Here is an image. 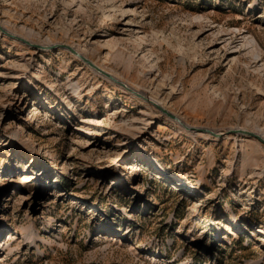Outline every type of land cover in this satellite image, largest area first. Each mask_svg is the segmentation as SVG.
<instances>
[{
  "label": "rangeland",
  "instance_id": "rangeland-1",
  "mask_svg": "<svg viewBox=\"0 0 264 264\" xmlns=\"http://www.w3.org/2000/svg\"><path fill=\"white\" fill-rule=\"evenodd\" d=\"M237 129L264 135V0H0V264H264Z\"/></svg>",
  "mask_w": 264,
  "mask_h": 264
},
{
  "label": "water",
  "instance_id": "water-1",
  "mask_svg": "<svg viewBox=\"0 0 264 264\" xmlns=\"http://www.w3.org/2000/svg\"><path fill=\"white\" fill-rule=\"evenodd\" d=\"M62 47H64V48H66L67 50H70V51H71V49H70L69 47H67V46H62ZM72 53H73V52H72ZM73 54H74V53H73ZM83 59H84V58H83ZM84 61H86V60L84 59ZM86 63H87L89 66H91L92 68H94L97 72L101 73V74L104 75L105 77H107V78H109L110 80H112L113 82L118 83V84H120L121 86H124V84L119 83V82H118L117 80H115L112 76H110L109 74H106V73L102 72L101 70H99L98 68H96L94 65H92L90 62L86 61ZM126 90H127V89H126ZM131 91H132V90H131ZM157 107H158V106H157ZM162 112H163L167 117H169L171 120H173L174 122H176V123H178V124H182L181 121H180L177 117H175L174 115H172V114H170V113L164 111L163 109H162ZM184 128H185L186 130H188V131H192V132H203V133H208V132H209L208 130H205V129L190 128V127H186L185 125H184ZM233 132H234L235 134H244V135H248V136H250V137L256 138L259 142H261L262 144H264V140H263L260 136L254 134V133H251V132H248V131H244V130H242V129H237V130H234Z\"/></svg>",
  "mask_w": 264,
  "mask_h": 264
},
{
  "label": "bare ground",
  "instance_id": "bare-ground-1",
  "mask_svg": "<svg viewBox=\"0 0 264 264\" xmlns=\"http://www.w3.org/2000/svg\"><path fill=\"white\" fill-rule=\"evenodd\" d=\"M74 55H79V52H74ZM94 66H96L95 64H93ZM149 101H150V103H151V105H157L156 104V102H154V101H152V100H150L149 99ZM149 103V104H150ZM244 131H246V130H244ZM256 135H258V136H260L263 140H264V135H262V134H256ZM229 136V134H226V136L224 137V138H227ZM218 137V134H214V137H213V139L215 138H217Z\"/></svg>",
  "mask_w": 264,
  "mask_h": 264
}]
</instances>
